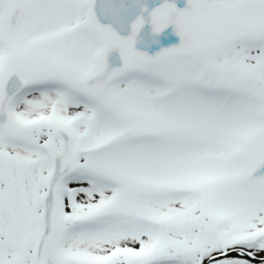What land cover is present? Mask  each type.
Instances as JSON below:
<instances>
[{
  "label": "snow or ice",
  "instance_id": "1",
  "mask_svg": "<svg viewBox=\"0 0 264 264\" xmlns=\"http://www.w3.org/2000/svg\"><path fill=\"white\" fill-rule=\"evenodd\" d=\"M0 264H264V0H0Z\"/></svg>",
  "mask_w": 264,
  "mask_h": 264
}]
</instances>
